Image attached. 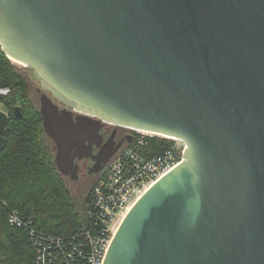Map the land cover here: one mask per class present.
<instances>
[{
  "label": "water",
  "instance_id": "obj_1",
  "mask_svg": "<svg viewBox=\"0 0 264 264\" xmlns=\"http://www.w3.org/2000/svg\"><path fill=\"white\" fill-rule=\"evenodd\" d=\"M0 47L63 176L91 150L73 112L186 145L102 264H264V0H0Z\"/></svg>",
  "mask_w": 264,
  "mask_h": 264
},
{
  "label": "trees",
  "instance_id": "obj_2",
  "mask_svg": "<svg viewBox=\"0 0 264 264\" xmlns=\"http://www.w3.org/2000/svg\"><path fill=\"white\" fill-rule=\"evenodd\" d=\"M0 110L8 114L7 135L0 136V201L19 211L40 234L72 238L91 228L88 209L96 181L79 201L55 166V151L44 132L39 106L32 97L26 72L13 64L0 47ZM21 109L22 116L14 115ZM167 140L149 142L150 155L158 154ZM146 149L141 150L144 156ZM30 232L11 226L0 217V264H37Z\"/></svg>",
  "mask_w": 264,
  "mask_h": 264
},
{
  "label": "built area",
  "instance_id": "obj_3",
  "mask_svg": "<svg viewBox=\"0 0 264 264\" xmlns=\"http://www.w3.org/2000/svg\"><path fill=\"white\" fill-rule=\"evenodd\" d=\"M10 89H0L6 96ZM138 137L119 152L97 179L88 209L91 228L72 238L38 233L19 211H12L0 201V217L8 224L26 228L32 237L37 264H102L111 242L127 213L154 183L182 162L184 142L175 138L137 131ZM159 137L167 140L158 154L150 155L149 142ZM146 149V156L141 150Z\"/></svg>",
  "mask_w": 264,
  "mask_h": 264
},
{
  "label": "flooded vegetation",
  "instance_id": "obj_4",
  "mask_svg": "<svg viewBox=\"0 0 264 264\" xmlns=\"http://www.w3.org/2000/svg\"><path fill=\"white\" fill-rule=\"evenodd\" d=\"M37 93L40 96V104V98L44 91L39 88ZM58 106L60 110L65 108L63 104H58ZM73 119L74 122L79 120L91 125V130L86 136V142L91 147V150L89 152L81 150L82 158L75 159L76 174L70 173L64 177L69 184L78 186L80 190H87L105 172L112 159L135 142L138 133L136 130L100 122L78 112H73ZM52 146L55 151L53 141ZM108 158H110V161L104 166Z\"/></svg>",
  "mask_w": 264,
  "mask_h": 264
},
{
  "label": "rangeland",
  "instance_id": "obj_5",
  "mask_svg": "<svg viewBox=\"0 0 264 264\" xmlns=\"http://www.w3.org/2000/svg\"><path fill=\"white\" fill-rule=\"evenodd\" d=\"M12 61V60H11ZM13 62V64L15 65V66H17L18 68H20V69H22V70H24L25 72H26V74H27V76L29 77V79H30V81H31V85H32V89H33V92H32V97H33V99H34V101H35V103L38 105V106H40V104H39V94L37 93V90L40 88V85L36 82V81H34L33 80V78H32V74H31V71H29L28 69H26L23 65H21V64H19V63H16V62H14V61H12ZM70 189L72 190V192H73V195H74V199H76L77 201H79L80 199H81V197L83 196V195H85V193L88 191V189L87 190H83V189H79L78 188V186H76V185H73V184H70Z\"/></svg>",
  "mask_w": 264,
  "mask_h": 264
},
{
  "label": "bare ground",
  "instance_id": "obj_6",
  "mask_svg": "<svg viewBox=\"0 0 264 264\" xmlns=\"http://www.w3.org/2000/svg\"><path fill=\"white\" fill-rule=\"evenodd\" d=\"M21 65H23V64H21ZM24 66V65H23Z\"/></svg>",
  "mask_w": 264,
  "mask_h": 264
}]
</instances>
